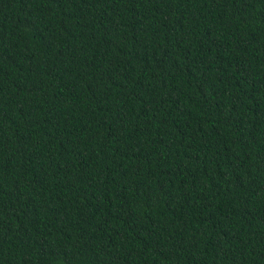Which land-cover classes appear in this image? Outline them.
<instances>
[{
	"label": "trees",
	"instance_id": "16d2710c",
	"mask_svg": "<svg viewBox=\"0 0 264 264\" xmlns=\"http://www.w3.org/2000/svg\"><path fill=\"white\" fill-rule=\"evenodd\" d=\"M0 264H264V0H0Z\"/></svg>",
	"mask_w": 264,
	"mask_h": 264
}]
</instances>
